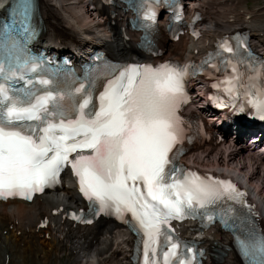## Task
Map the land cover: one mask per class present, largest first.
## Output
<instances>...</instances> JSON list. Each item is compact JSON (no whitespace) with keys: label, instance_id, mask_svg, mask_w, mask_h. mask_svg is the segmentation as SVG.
I'll use <instances>...</instances> for the list:
<instances>
[{"label":"snow or ice","instance_id":"obj_1","mask_svg":"<svg viewBox=\"0 0 264 264\" xmlns=\"http://www.w3.org/2000/svg\"><path fill=\"white\" fill-rule=\"evenodd\" d=\"M14 7L18 19L0 27V198L20 195L30 199L57 179L64 164H71L80 191L98 212H114L118 218L130 213L134 230L144 237V264H161L158 249L162 264H173L174 260L176 264H192L195 257L182 258L180 242L162 226L170 219L194 216L201 209L212 222L216 216L209 209L221 201L247 205L245 193L230 181L202 178L170 167L173 160L169 154L179 141L176 112L187 66L126 69L116 81L109 82L100 97L99 111L91 118H86L84 109L89 101L84 100L73 105L78 118L68 119L70 94L20 95L5 85L7 74L28 65L24 44L33 34L29 24L32 0H15ZM221 47L233 52L227 41ZM233 72H237L235 67ZM254 72L250 79H259L264 67ZM238 80L236 75L226 81L230 92ZM248 96L249 105L264 118V88ZM21 121L38 123L21 130ZM78 149H91L93 154L69 160ZM233 211L227 209L220 219L233 231L244 264H264V234L251 221L238 230L234 218L227 215ZM73 218L79 219L75 214Z\"/></svg>","mask_w":264,"mask_h":264},{"label":"bare ground","instance_id":"obj_2","mask_svg":"<svg viewBox=\"0 0 264 264\" xmlns=\"http://www.w3.org/2000/svg\"><path fill=\"white\" fill-rule=\"evenodd\" d=\"M38 1L45 44L55 51L80 55L97 45H105L112 56L122 60L139 55L137 35L120 32L127 19L123 10L110 14V9L102 8L98 0ZM191 1L205 12L199 26L202 37L172 44L163 35L160 47L166 54L159 60L201 56L218 37L237 30H248L253 45L264 50V7L250 11L247 0ZM193 105L197 109L205 108L206 98L196 94ZM217 121L220 119L211 118V122ZM241 140L212 139L194 147L185 159L189 165L229 174L247 188L264 228V152L259 155L255 148L241 144ZM245 169L249 170L248 174H244ZM76 206H80L79 198L69 184L57 193L37 198L32 204L0 202V264H130L132 236L111 221L93 225L72 223L66 216ZM43 220L47 222L44 228ZM194 227L187 226L184 230L188 233ZM202 242L211 254L215 249L231 247L232 237L215 230L205 234ZM207 264L242 263L233 250H226V255L220 259L210 257Z\"/></svg>","mask_w":264,"mask_h":264},{"label":"rangeland","instance_id":"obj_3","mask_svg":"<svg viewBox=\"0 0 264 264\" xmlns=\"http://www.w3.org/2000/svg\"><path fill=\"white\" fill-rule=\"evenodd\" d=\"M247 6L250 11H253V9L264 7V0H247ZM245 170L246 172H244V174H248L249 170Z\"/></svg>","mask_w":264,"mask_h":264}]
</instances>
